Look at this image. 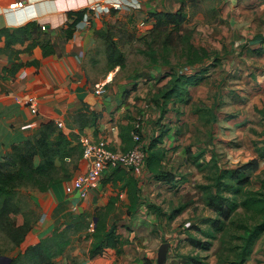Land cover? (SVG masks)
Segmentation results:
<instances>
[{
	"label": "rangeland",
	"instance_id": "obj_1",
	"mask_svg": "<svg viewBox=\"0 0 264 264\" xmlns=\"http://www.w3.org/2000/svg\"><path fill=\"white\" fill-rule=\"evenodd\" d=\"M160 1L162 7L159 6V9L174 11L182 0ZM234 1L238 2L235 3L237 4L235 11L229 10V6L225 4L222 15L224 18L220 21L218 9L216 10L212 0H183L188 14L183 34H188V40L195 47L209 49L213 59L207 63L210 70L204 83L190 90V102L185 105L179 102L171 103L163 119L162 110L150 99L167 80L160 81L159 75L151 74L150 59L145 53L147 45L144 42L152 30L148 23L152 22L149 17L150 9L154 8L153 11L157 9L154 0L143 1L145 5L141 2V8L131 15L126 11V15L113 16L116 20L114 24H108L110 21L105 20L107 24L105 28L119 41L125 53V69L110 70L106 61V46L102 39L100 40L104 48H95L94 52L92 51L93 55L90 54L94 73L100 75L104 81L109 75L115 76L114 78L119 81H127L128 85L131 84V87H128L130 92H136V106L145 103L144 108L137 107L143 110L136 111L132 117L135 124L141 123L145 140L150 141L162 128L171 125L174 129L173 138L179 144L170 160V166L174 167L180 176L179 183L175 187H166L167 189L160 186L161 194L162 189L165 190L163 192L170 191L172 194L156 197V201L162 203L168 210L167 213L182 205H185L186 209L175 221L166 220L168 223L164 221L148 230L136 229L129 225L126 234L133 231L131 234L134 238L130 241L120 264H137L144 257L146 248H150L151 245H155L156 248L153 257L157 264V253L164 243L170 244L166 264H188L182 258L188 255H199L205 264H235L237 261L235 246L241 244L235 237L243 235L244 232L237 228L236 224L243 222L252 226L257 223V219L250 212L239 208L233 215V223H227L222 233L203 224L207 218H215L217 215L206 206L205 194L200 186L212 183L216 165L223 170H231L255 158V148L260 142L259 133L263 128L257 111L264 109V46L249 47L248 41L256 34L264 36V12L255 7V3ZM232 16H235V20ZM143 22L148 27L145 30L140 28ZM184 48L186 45L181 42L173 48L169 57L172 67L185 66ZM214 59L217 61L216 66L212 65ZM168 68H163L162 73L163 70H169ZM208 111H212L215 117L209 116ZM262 181L264 161L261 162L259 169L251 174V181L246 190H260ZM32 191L34 190L30 188H22L19 192L22 212L12 216V220L18 226L27 220L31 227H34L38 221L41 212L32 200ZM241 199L237 197L238 202ZM3 222L0 219V264H12L13 260L34 242L27 241L21 247H15ZM203 232L214 234L211 239L212 248L208 252L193 249L187 241L189 233L205 240ZM71 234V244L63 255L54 259L53 264H106L112 261L108 254L104 262H101L100 258L89 260L91 239L87 238V232L80 229L79 232ZM78 234H81V237H78ZM17 264L31 263L22 260ZM246 264H264V233L256 242L253 254Z\"/></svg>",
	"mask_w": 264,
	"mask_h": 264
},
{
	"label": "crops",
	"instance_id": "obj_2",
	"mask_svg": "<svg viewBox=\"0 0 264 264\" xmlns=\"http://www.w3.org/2000/svg\"><path fill=\"white\" fill-rule=\"evenodd\" d=\"M17 1L26 2L27 8L10 9V5ZM105 1L109 0H0V29L7 27L15 30L35 21L46 27L43 31L51 35L55 48L53 55L44 57L39 45L29 50L34 44V39L24 44H15L7 50L8 52L4 51V40L0 42V160L11 150L12 146L24 143L36 135L42 123L48 121L56 125L62 123L63 126L59 129L72 137L70 146L72 154L66 161L70 170V181L60 183L48 192L37 190L31 192L32 200L41 213L36 225L32 227L23 243L33 241L34 243L29 245L33 246L51 236L57 228L70 227L71 232H74L78 226L96 223V211L105 210L110 200L117 198L115 206L108 214L107 224L111 226L114 222L117 223V233L126 242L123 246L124 252L122 255H117L116 251L107 250L104 257L97 258L104 262L108 254V258L112 261L106 264H120L130 241L134 238L131 234L133 231L126 234L127 227L131 225L136 229L148 230L164 221L168 223L166 222L167 216L158 218L155 213L154 207L156 206L161 208L165 214H169L162 203L156 201V197L171 195L170 191L163 192L164 189L161 194V188L175 187L179 182L175 186L157 182L143 168L141 170L126 169L127 173L124 176L117 174L112 176L111 172H106L99 189L91 192L84 199L73 188L74 180L87 171V162L81 157L80 138L87 136L95 141L104 139L111 149L124 152L122 129L134 123L132 117L136 111L141 112L145 105L142 102L141 106H136V92H130L128 87H131V84L128 85L127 81H119L114 78L115 76L109 77L110 75L104 81L102 77H99L100 75L94 73L93 61L90 57L95 48H104L99 32L107 31L105 20L110 21L108 24H114L116 20L113 16L126 15V10H113L100 17L91 14L89 25L81 24L73 40L64 39L62 32L68 23V12L89 9L92 4ZM140 1L143 4L145 0ZM244 1L255 3V7H259L260 11L264 12V0ZM160 2V0H154L157 9L153 11L154 8L149 7V13L165 11L159 9V6L162 7V2ZM229 2L230 5H228ZM181 3L186 6L182 0L174 11L180 9ZM212 3L215 4L216 10L218 9V19L222 21L225 4L229 6V10L235 11L234 9L237 8L235 3L238 2L212 0ZM134 12L136 11L129 13L131 15ZM232 18L235 20V16ZM150 20L152 22L148 25L153 27L155 20L152 18ZM263 39V35L256 34L251 41H248V46L258 45L263 48ZM13 66H17L16 72L10 73ZM99 84H104L102 94L95 92ZM32 100L33 105H31ZM137 107L143 108L138 109ZM145 107L148 108V105ZM168 127L171 131L164 145L167 149L164 165L165 169L175 172L174 167L170 166V160L179 144L173 138V127L171 125ZM130 176L140 181L142 201L139 211L131 216L127 214L130 204L127 190L122 189L126 177ZM179 177L177 174L178 181ZM78 237H81V234H78ZM154 247L155 245H151L150 248H146L144 257L137 264H145L146 261L155 264L153 254L156 248Z\"/></svg>",
	"mask_w": 264,
	"mask_h": 264
},
{
	"label": "trees",
	"instance_id": "obj_3",
	"mask_svg": "<svg viewBox=\"0 0 264 264\" xmlns=\"http://www.w3.org/2000/svg\"><path fill=\"white\" fill-rule=\"evenodd\" d=\"M86 14H93V12L85 9L67 13L68 23L62 32L65 40L74 39L78 26L83 22ZM149 17L155 20L149 36L144 40L147 45L145 53L150 59L151 68L149 70L152 75H159L160 81L167 80L150 101L162 110L161 119H163L171 103L179 102L185 105L190 102V90L204 83L210 70L207 63L213 58H211L209 49L195 47L188 40V34H183V26L188 21V15L183 4L177 11L152 12ZM99 35L106 46L105 51L110 70L125 69L126 57L119 41L109 30L101 31ZM32 39H34V44L29 50L39 45L44 57H49L55 53L51 35L45 33L42 26L35 21L15 30H10L7 27L0 29V42L4 40V51L6 52L13 45L24 44ZM179 42L186 45L183 50L186 62L185 66L181 65L180 68H175L171 66L169 57ZM215 61L214 59L212 63L214 66L217 65ZM163 68L169 70H163L162 73ZM16 69L17 66H13L10 73H15ZM257 112L263 128L259 133L260 142L255 148L256 157L236 169L223 170L216 165L212 183L200 186L205 194L206 206L217 215L215 218H207L203 222V224L209 225L212 230L221 233L225 231L227 223H233V215L239 208L250 212L257 219V223L252 226L243 222L236 224L237 228L244 232L243 235L235 237L241 241L240 245L235 246L237 250L235 264H246L249 261L256 242L264 233V181H262L260 190H246V186L251 181V174L255 173L261 162L264 161V109ZM208 114L212 118L215 117L212 111H208ZM170 131L171 128L164 127L158 135L149 141L145 140L142 129L136 130L135 123H133L122 129V137L125 145L124 152H128L135 146L133 132H137L145 144L144 169L146 172L157 182L175 186L178 183L177 174L174 170L165 169L164 165L167 157V149L164 145ZM71 143V136L60 130L54 122L48 121L41 124L40 131L36 135L24 143L12 146L11 150L0 160V219L4 221L3 224L6 225L7 232L9 231L15 247H21L32 229L27 220L21 226L16 225L15 221L12 220V216L22 212L19 202L20 190L30 188L39 192H48L54 186L70 181V170L66 161L72 154ZM82 155L83 149L81 150V157ZM106 172H111L112 176L115 174L124 176L127 173L123 167L113 168ZM122 189L127 190L130 201L127 214L129 216L134 215L139 211L142 204L140 181L135 177H126ZM237 197L242 198L240 202H238ZM116 202L117 198H112L105 210L96 211L97 222L93 231H90V223L78 226V229L74 231L78 232L83 229L87 232V238L91 239L88 252L91 260L103 256L107 250H114L117 255H122L124 252L123 246L126 242L117 233V223L114 222L111 226L107 224L108 214ZM154 209L158 218L167 216L169 221H174L185 211L186 206L182 205L169 214H165L161 208L156 206ZM197 230L200 231V228L197 227ZM71 231L70 227L57 228L51 236L26 248L13 260L12 264H17L22 260L31 264H53L54 259L63 255L71 244ZM202 234L205 236V240L189 233L187 241L193 249L208 252L212 248L211 239H213L214 234L207 232ZM182 258L188 264H205L199 255L182 256ZM145 264L152 263L146 261Z\"/></svg>",
	"mask_w": 264,
	"mask_h": 264
},
{
	"label": "built area",
	"instance_id": "obj_4",
	"mask_svg": "<svg viewBox=\"0 0 264 264\" xmlns=\"http://www.w3.org/2000/svg\"><path fill=\"white\" fill-rule=\"evenodd\" d=\"M25 8H27V4L23 1H17L10 5V9L13 10H22ZM140 8V0H109L94 3L88 10L93 12L92 15L100 17L102 14H108L112 10H126L132 12ZM90 16L91 14L85 15L81 23L83 26L89 25ZM140 28L145 30L148 27L147 24L143 22ZM42 29L46 30V27L42 26ZM95 92L96 94L104 93V84L97 85ZM33 100L31 105L34 104ZM62 126V123H58V127ZM135 127L136 130H139L141 128V123H136ZM133 140L135 142L133 149L128 152H119L111 149L108 142L104 139L95 141L87 136H82L80 138L79 143L83 149L82 158L87 162V171L74 180L73 188L79 193L82 199L87 198L91 192L99 189L106 171L118 167H123L128 170H141L144 168L146 159L145 144L137 132H133ZM94 227L95 223L92 222L90 231H93Z\"/></svg>",
	"mask_w": 264,
	"mask_h": 264
},
{
	"label": "water",
	"instance_id": "obj_5",
	"mask_svg": "<svg viewBox=\"0 0 264 264\" xmlns=\"http://www.w3.org/2000/svg\"><path fill=\"white\" fill-rule=\"evenodd\" d=\"M95 222H97V218H95ZM169 249H170L169 243H164L159 247V250L157 253V264H166Z\"/></svg>",
	"mask_w": 264,
	"mask_h": 264
}]
</instances>
